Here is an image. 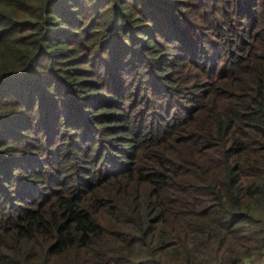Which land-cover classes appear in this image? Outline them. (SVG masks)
Wrapping results in <instances>:
<instances>
[{"label": "trees", "instance_id": "obj_1", "mask_svg": "<svg viewBox=\"0 0 264 264\" xmlns=\"http://www.w3.org/2000/svg\"><path fill=\"white\" fill-rule=\"evenodd\" d=\"M264 256V0H0V264Z\"/></svg>", "mask_w": 264, "mask_h": 264}, {"label": "rangeland", "instance_id": "obj_2", "mask_svg": "<svg viewBox=\"0 0 264 264\" xmlns=\"http://www.w3.org/2000/svg\"><path fill=\"white\" fill-rule=\"evenodd\" d=\"M245 264H264V256L255 255L252 258L248 259Z\"/></svg>", "mask_w": 264, "mask_h": 264}]
</instances>
